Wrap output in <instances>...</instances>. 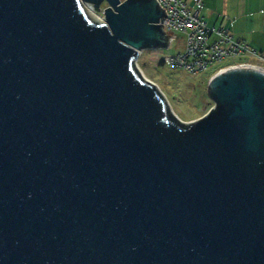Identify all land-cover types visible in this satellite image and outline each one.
Masks as SVG:
<instances>
[{"label":"water","instance_id":"1","mask_svg":"<svg viewBox=\"0 0 264 264\" xmlns=\"http://www.w3.org/2000/svg\"><path fill=\"white\" fill-rule=\"evenodd\" d=\"M165 16L0 0V264H264V71L214 74L182 123L135 65Z\"/></svg>","mask_w":264,"mask_h":264},{"label":"built area","instance_id":"2","mask_svg":"<svg viewBox=\"0 0 264 264\" xmlns=\"http://www.w3.org/2000/svg\"><path fill=\"white\" fill-rule=\"evenodd\" d=\"M155 1L166 15L160 24L169 36L167 48L175 42L183 44L181 52L161 58L163 66L197 74L212 64L229 60V63L217 68L218 73L232 67L264 71V52L234 39L226 29L209 27L204 23L200 17L201 0H192L191 6L185 0Z\"/></svg>","mask_w":264,"mask_h":264},{"label":"rangeland","instance_id":"3","mask_svg":"<svg viewBox=\"0 0 264 264\" xmlns=\"http://www.w3.org/2000/svg\"><path fill=\"white\" fill-rule=\"evenodd\" d=\"M91 8L92 22L100 18L104 22L103 10L105 3L91 5L83 3ZM183 44L173 43L168 48L159 50H142L135 60L136 67L140 68L144 76L156 84L167 100L170 111L182 123H188L202 117L213 106L212 100L207 95V83L210 77L218 73L217 68L229 63L223 60L210 65L205 71L190 74L179 69L163 66L161 58L181 52Z\"/></svg>","mask_w":264,"mask_h":264},{"label":"crops","instance_id":"4","mask_svg":"<svg viewBox=\"0 0 264 264\" xmlns=\"http://www.w3.org/2000/svg\"><path fill=\"white\" fill-rule=\"evenodd\" d=\"M192 5V0H185ZM200 17L209 27L226 29L234 39L264 52V0H201Z\"/></svg>","mask_w":264,"mask_h":264},{"label":"bare ground","instance_id":"5","mask_svg":"<svg viewBox=\"0 0 264 264\" xmlns=\"http://www.w3.org/2000/svg\"><path fill=\"white\" fill-rule=\"evenodd\" d=\"M81 6H82V9H83V11H84V13H85V15L90 19V20H94L93 18H92V15H91V8L90 7H88L87 5H83V4H81ZM95 21V20H94ZM98 23H100V22H102V20L100 19V18H98V20H96ZM137 69H138V71H140V73H141V75L146 79V80H148L145 76H144V74H143V72L140 70V68H138L137 67ZM149 81V80H148ZM154 84V83H153ZM157 88H158V90L161 92V90H160V88L156 85V84H154ZM162 93V92H161ZM163 94V93H162Z\"/></svg>","mask_w":264,"mask_h":264}]
</instances>
